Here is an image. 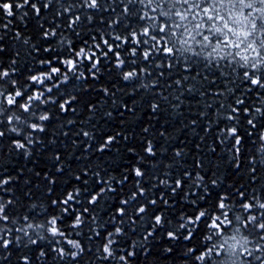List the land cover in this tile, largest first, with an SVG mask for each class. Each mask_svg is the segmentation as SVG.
<instances>
[{"label": "snow or ice", "instance_id": "obj_1", "mask_svg": "<svg viewBox=\"0 0 264 264\" xmlns=\"http://www.w3.org/2000/svg\"><path fill=\"white\" fill-rule=\"evenodd\" d=\"M0 264H264V0H0Z\"/></svg>", "mask_w": 264, "mask_h": 264}]
</instances>
